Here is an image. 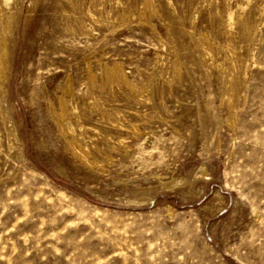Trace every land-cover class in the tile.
<instances>
[{"label": "rangeland", "instance_id": "374dc122", "mask_svg": "<svg viewBox=\"0 0 264 264\" xmlns=\"http://www.w3.org/2000/svg\"><path fill=\"white\" fill-rule=\"evenodd\" d=\"M6 14L0 264H264V0Z\"/></svg>", "mask_w": 264, "mask_h": 264}, {"label": "bare ground", "instance_id": "6f19581e", "mask_svg": "<svg viewBox=\"0 0 264 264\" xmlns=\"http://www.w3.org/2000/svg\"><path fill=\"white\" fill-rule=\"evenodd\" d=\"M144 12H146V10H143ZM6 13H7V11H6ZM5 14V13H4ZM3 14V15H4ZM12 14V13H11ZM143 16V15H142ZM7 17H8V15L6 14L5 16H0V34H1V36H2V34H4V33H7L8 32V30H9V26H8V22H7ZM11 17V16H10ZM10 19V18H9ZM9 21V20H8ZM2 37H4V35L2 36ZM1 37V38H2ZM0 42H1V40H0ZM207 42V41H206ZM205 42V43H206ZM2 43H4V42H2ZM208 45H209V43H208ZM210 46V45H209ZM1 47V46H0ZM3 48V47H2ZM2 48H0V77L2 76L1 74L4 72V68H5V65H4V48L2 49ZM203 48V47H202ZM209 48H211V47H209ZM209 48L208 47H204V52H206V50L208 51L209 50ZM210 51V50H209ZM8 53V52H7ZM209 53V52H208ZM10 54V53H9ZM9 54H7V56L9 55ZM254 58V57H253ZM254 60H256V59H254ZM253 60V61H254ZM252 61V62H253ZM255 63V62H254ZM260 63V62H259ZM6 64V63H5ZM262 67V66H261ZM264 67V66H263ZM4 79V78H3ZM4 81V80H3ZM5 83V82H4ZM7 83V82H6ZM238 83V82H237ZM231 84V83H230ZM232 86V85H231ZM234 87H235V85H233ZM237 86V85H236ZM229 87V86H228ZM238 87V86H237ZM233 88V87H232ZM232 88H231V90H232ZM235 89H237V88H235ZM234 88H233V91L235 90ZM1 90V89H0ZM236 91V90H235ZM235 91L233 92L234 94H235ZM230 92V91H229ZM232 93V92H231ZM225 95H227V94H225ZM230 95V94H229ZM229 97V96H228ZM233 97V96H232ZM235 97V96H234ZM233 97V98H234ZM1 99V98H0ZM226 99H227V97H226ZM230 99V98H229ZM228 99V101H230ZM227 101V100H226ZM62 102V101H61ZM64 102V101H63ZM232 104H233V102H232ZM231 104V105H232ZM1 106V105H0ZM60 107H62L61 109H65V104H63V103H61V106ZM2 109V108H1ZM61 111V110H60ZM60 113V112H59ZM61 113H63V111L61 112ZM66 113V112H65ZM2 114V113H1ZM53 114V113H52ZM2 115H4V113L2 114ZM57 115V114H56ZM59 115V114H58ZM55 116V115H54ZM3 117H5V115L3 116ZM4 119V118H3ZM57 120H58V122H59V125L62 127V131H64V132H69V130H70V126L68 127V123H67V120L63 117V114L62 115H60L59 117H57ZM7 124V123H6ZM73 127V126H72ZM66 128V129H65ZM75 141V140H74ZM74 143V142H73ZM75 147V146H74ZM75 151H76V153H77V155H79L80 157H82L83 158V161L84 162H88L89 160L87 159V157H86V151L84 150V148H78V147H75V149H74Z\"/></svg>", "mask_w": 264, "mask_h": 264}]
</instances>
